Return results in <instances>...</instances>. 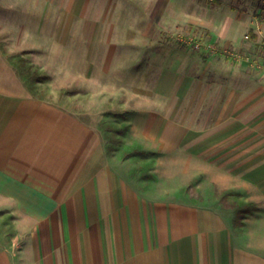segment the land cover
<instances>
[{
  "label": "crops",
  "instance_id": "1",
  "mask_svg": "<svg viewBox=\"0 0 264 264\" xmlns=\"http://www.w3.org/2000/svg\"><path fill=\"white\" fill-rule=\"evenodd\" d=\"M66 1L0 0V264H264V23L251 22L262 40L251 47L239 41L244 24L210 26L207 13L202 24L222 44L188 55L186 70L184 54L155 42L166 49L154 56L165 68L151 92L158 105L138 111L154 117L151 147L217 163L197 184L201 196L188 195L178 174L202 172L171 173L165 187L156 175L134 181L103 132L124 92L115 68L132 66L136 50L137 65H148L146 20L116 21L128 0H92L91 12L73 0L69 13ZM182 15L195 22L191 10ZM19 52L40 70L57 68L36 92L8 59ZM228 190L256 208L236 218Z\"/></svg>",
  "mask_w": 264,
  "mask_h": 264
},
{
  "label": "rangeland",
  "instance_id": "2",
  "mask_svg": "<svg viewBox=\"0 0 264 264\" xmlns=\"http://www.w3.org/2000/svg\"><path fill=\"white\" fill-rule=\"evenodd\" d=\"M66 5L67 13L75 6L73 0H67ZM58 6V4L53 5L56 9ZM118 6L120 10L118 13L119 17L116 18L117 22H124L125 18L129 22V25L134 27L135 25H142L144 20H146V27L150 28V31L144 36V38H147V42H145L146 51L141 52L142 54H146L148 65L146 68L139 67L137 65L138 50H133V65L115 68L116 76L122 80L116 83L115 91L118 93L121 91L118 90L119 87H124V92L123 94L121 93V96L115 98L114 112L109 114V116H105V118L109 119V127L114 129L109 132L112 141L108 143V147L114 151L117 166L121 170H129L134 181H136L138 176L144 177L146 181H154L156 175L159 177L157 184L159 185L160 183L165 187L170 186L166 184H170L172 180L173 182L175 181L172 177L177 174L171 173H181L186 168V172L189 170L190 173L188 175H192L193 170L202 172L200 175L197 174L198 178L196 176L194 179H187V174H178L186 182L185 188L188 195L196 194L201 196L198 185L202 186V174L209 176L213 174V171L218 172L217 163H203L201 161L186 163L177 160L178 156L186 158L182 154L174 156L173 158L171 157L172 160L170 157L166 158L164 151L161 150L158 152L156 149H153L154 147H151L154 138L150 137L149 133H153V127L152 130L149 128H151V123L154 122V117L150 115L140 117L141 115L138 114L139 107L146 109L151 107L154 109L158 105L154 93L151 92L154 91V79L160 74L159 71L165 68H157L154 66L156 64L154 56L157 53H166V49L163 45H155V42L168 44L173 50L179 52L180 55L184 54V57L181 56L182 60L180 59V63L182 67L184 66V70H186L188 55H196L200 58L207 52L211 53L215 49L218 52L220 49L218 44H222V41H216L211 31L202 24L203 17L209 13L208 25L210 26H215L219 22L223 23L224 21L230 20L233 22L230 31L233 32L237 31L239 26H243L244 24L246 29H243L242 33L238 31L240 34L239 41L253 47L256 43H262V40L257 42L252 37L250 24L251 22L264 23V0H128L124 8L122 4ZM60 7H63V5L61 4ZM83 7L88 12L94 9L97 10L95 2L92 0H86ZM189 10H191V15L195 17V22L189 23L186 18L182 17V13ZM84 21L88 23L90 18L84 19ZM55 27H58L57 22L56 24L52 23V28L55 29ZM131 27L129 29L133 31ZM3 43L5 44L4 41ZM170 53L168 52V54ZM24 56L31 60L30 55L25 54ZM54 70L57 71V68H47V70L40 71L47 76H54ZM142 88L147 89V96L140 99L138 91H142ZM48 91L49 88H45L44 92ZM182 105L184 109L181 108L183 112L179 115V119L186 121L187 106L184 101H182ZM140 118L146 122V125L143 124L142 120L140 121ZM140 123L142 124L140 125ZM145 127L146 130L144 133ZM170 134L171 131H164L163 138L168 139ZM184 134L186 136V132ZM142 142L147 145L146 148L143 147ZM154 150L156 153H154ZM153 156L158 162L160 161L157 165L154 163ZM205 180L210 181L208 178H205ZM233 192L231 190H228L226 194L223 192V200L226 201L228 208L235 214L236 218L240 219L241 215L250 213L256 208L254 202L246 200L248 199L246 195L242 196L237 192L233 194ZM217 195H219V192Z\"/></svg>",
  "mask_w": 264,
  "mask_h": 264
},
{
  "label": "trees",
  "instance_id": "3",
  "mask_svg": "<svg viewBox=\"0 0 264 264\" xmlns=\"http://www.w3.org/2000/svg\"><path fill=\"white\" fill-rule=\"evenodd\" d=\"M4 53H6L4 51ZM8 59L12 65L16 68L20 78L23 80L26 87L31 91H38L40 86L39 83L44 82L48 79V76L43 74L37 67L32 65L28 58L22 53H15L8 55ZM103 132L106 136L108 143L112 141V137L109 136V132L114 130L112 127L103 126Z\"/></svg>",
  "mask_w": 264,
  "mask_h": 264
},
{
  "label": "built area",
  "instance_id": "4",
  "mask_svg": "<svg viewBox=\"0 0 264 264\" xmlns=\"http://www.w3.org/2000/svg\"><path fill=\"white\" fill-rule=\"evenodd\" d=\"M233 53V52H232Z\"/></svg>",
  "mask_w": 264,
  "mask_h": 264
}]
</instances>
